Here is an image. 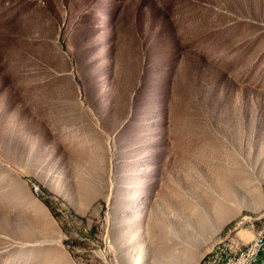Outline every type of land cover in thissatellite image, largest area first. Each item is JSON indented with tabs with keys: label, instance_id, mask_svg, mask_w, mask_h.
<instances>
[{
	"label": "rangeland",
	"instance_id": "1",
	"mask_svg": "<svg viewBox=\"0 0 264 264\" xmlns=\"http://www.w3.org/2000/svg\"><path fill=\"white\" fill-rule=\"evenodd\" d=\"M261 215L264 0H0V264H201Z\"/></svg>",
	"mask_w": 264,
	"mask_h": 264
},
{
	"label": "bare ground",
	"instance_id": "2",
	"mask_svg": "<svg viewBox=\"0 0 264 264\" xmlns=\"http://www.w3.org/2000/svg\"><path fill=\"white\" fill-rule=\"evenodd\" d=\"M245 228L240 230L230 229L219 237L215 246L203 258L201 264H236L240 259V252H226L227 250H237L246 242V238L253 236L256 232H264V215L259 217H249ZM244 232V233H243ZM258 238L249 240V247H257ZM250 258H257V251H250Z\"/></svg>",
	"mask_w": 264,
	"mask_h": 264
},
{
	"label": "built area",
	"instance_id": "3",
	"mask_svg": "<svg viewBox=\"0 0 264 264\" xmlns=\"http://www.w3.org/2000/svg\"><path fill=\"white\" fill-rule=\"evenodd\" d=\"M251 238H258L257 247H249ZM250 251H257V258H250ZM226 252H240V259L236 264H264V232H256L253 236L246 238L243 247L237 250H227Z\"/></svg>",
	"mask_w": 264,
	"mask_h": 264
}]
</instances>
